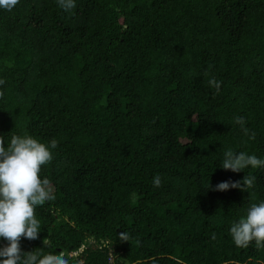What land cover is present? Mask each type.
Wrapping results in <instances>:
<instances>
[{"label": "trees", "instance_id": "16d2710c", "mask_svg": "<svg viewBox=\"0 0 264 264\" xmlns=\"http://www.w3.org/2000/svg\"><path fill=\"white\" fill-rule=\"evenodd\" d=\"M75 5L0 9V135L5 146L13 134L58 142L40 172L54 199L36 207L39 238H21L22 252L82 264H105L113 249L115 264H264V248H239L229 232L264 202V167L221 168L229 148L264 159V0ZM245 175L256 177L248 192L212 190Z\"/></svg>", "mask_w": 264, "mask_h": 264}, {"label": "clouds", "instance_id": "9594fccd", "mask_svg": "<svg viewBox=\"0 0 264 264\" xmlns=\"http://www.w3.org/2000/svg\"><path fill=\"white\" fill-rule=\"evenodd\" d=\"M18 3L19 0H0V9L11 11ZM57 4L64 11L76 6L75 0H57ZM5 83L4 79H0V86ZM208 83L219 92L221 81L212 78ZM3 95L0 92V97ZM234 119L244 135L254 140L255 133L245 127V118L238 116ZM57 146L55 139L45 144L27 134H13L5 146L3 135H0V238L7 241L5 246L0 247V264H82L72 253L22 252L20 246L21 238H39L40 221L36 218V207L54 199L51 182L47 178L41 179L40 172L42 166L52 160L51 149ZM249 167H264V159L231 148L224 152L221 166L224 170L239 173ZM255 180L254 175H245L242 180L220 182L212 190L227 191L232 188L248 192L254 187ZM153 184L154 187L161 186L159 175L153 178ZM229 232L239 248H247L252 242L258 249L264 248V202L252 203L246 215L232 223ZM119 238L123 241L130 239L126 232L121 233ZM212 239H216L215 233ZM110 253L105 264H115L114 249Z\"/></svg>", "mask_w": 264, "mask_h": 264}]
</instances>
